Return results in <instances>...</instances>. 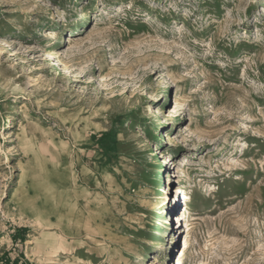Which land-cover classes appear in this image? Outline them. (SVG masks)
Wrapping results in <instances>:
<instances>
[{
	"label": "rangeland",
	"instance_id": "1",
	"mask_svg": "<svg viewBox=\"0 0 264 264\" xmlns=\"http://www.w3.org/2000/svg\"><path fill=\"white\" fill-rule=\"evenodd\" d=\"M36 2L0 0V264H264V0Z\"/></svg>",
	"mask_w": 264,
	"mask_h": 264
},
{
	"label": "trees",
	"instance_id": "2",
	"mask_svg": "<svg viewBox=\"0 0 264 264\" xmlns=\"http://www.w3.org/2000/svg\"><path fill=\"white\" fill-rule=\"evenodd\" d=\"M112 139H113V137L111 136L110 133H105V134H101L99 137H97L96 142L101 148L107 149L110 145V142L113 141ZM26 232L27 231L24 229L16 230L17 234L12 236L13 240L23 242L25 239ZM2 260L3 261L5 260V262L7 264H29V263L25 262L23 258L18 259V260L16 259L12 263L10 262V260H8V258H6V256H3Z\"/></svg>",
	"mask_w": 264,
	"mask_h": 264
},
{
	"label": "bare ground",
	"instance_id": "3",
	"mask_svg": "<svg viewBox=\"0 0 264 264\" xmlns=\"http://www.w3.org/2000/svg\"><path fill=\"white\" fill-rule=\"evenodd\" d=\"M37 2V4L38 5H40V7H46L48 4H49V2H51V0H36ZM54 10H53V15H55L56 14V16L57 17H59L61 14H62V12H61V9L58 7V6H54V8H53ZM71 43V41L69 40V44ZM178 193V192H177ZM180 194H182V193H180ZM169 204V203H168ZM174 204V203H173ZM171 208V207H170ZM183 217H184V214H180V213H178V215H177V221L176 222H180V221H183L184 219H183ZM54 238V237H53ZM172 241H173V239H172ZM53 243V242H52ZM57 243V239L54 241V248H55V244ZM187 245V241L185 242V246Z\"/></svg>",
	"mask_w": 264,
	"mask_h": 264
},
{
	"label": "built area",
	"instance_id": "4",
	"mask_svg": "<svg viewBox=\"0 0 264 264\" xmlns=\"http://www.w3.org/2000/svg\"><path fill=\"white\" fill-rule=\"evenodd\" d=\"M177 195H179V194H177Z\"/></svg>",
	"mask_w": 264,
	"mask_h": 264
}]
</instances>
